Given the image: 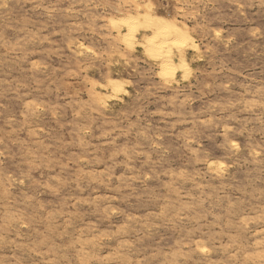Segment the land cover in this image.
<instances>
[{
  "label": "rangeland",
  "instance_id": "1",
  "mask_svg": "<svg viewBox=\"0 0 264 264\" xmlns=\"http://www.w3.org/2000/svg\"><path fill=\"white\" fill-rule=\"evenodd\" d=\"M0 264H264V0H0Z\"/></svg>",
  "mask_w": 264,
  "mask_h": 264
},
{
  "label": "bare ground",
  "instance_id": "2",
  "mask_svg": "<svg viewBox=\"0 0 264 264\" xmlns=\"http://www.w3.org/2000/svg\"><path fill=\"white\" fill-rule=\"evenodd\" d=\"M122 23H123V26L128 27L130 32H134L133 30L135 28L136 23L133 21V19L124 20ZM147 27H149V29L153 27L157 28L158 32H161V36L164 40H167L166 37L174 36L175 38L178 39L180 36V32L178 30L171 29L170 26L166 25L164 22H155L153 20H150Z\"/></svg>",
  "mask_w": 264,
  "mask_h": 264
}]
</instances>
